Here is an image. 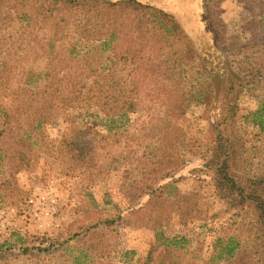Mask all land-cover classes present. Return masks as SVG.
I'll return each mask as SVG.
<instances>
[{
    "label": "rangeland",
    "instance_id": "obj_1",
    "mask_svg": "<svg viewBox=\"0 0 264 264\" xmlns=\"http://www.w3.org/2000/svg\"><path fill=\"white\" fill-rule=\"evenodd\" d=\"M166 1L189 19L195 57L155 44L160 51L147 63L158 74L141 80L134 112L68 110L85 147L72 154L54 148L69 126L64 116L45 128L51 148H7L0 139V264H264L253 210L229 206L212 164V148L224 146L236 180H264V131L253 117L264 110V0ZM12 6L0 0V13L15 11L20 21L26 5ZM66 13H56L58 32L36 30L31 53L40 59L28 64L36 71L45 70L44 51L63 57L76 44L84 55L100 44L66 30ZM117 19L124 30L112 52L141 49L146 62L144 32L138 40L130 21ZM133 67L129 61L128 85ZM83 83L96 86L93 78ZM17 152L26 157L14 173Z\"/></svg>",
    "mask_w": 264,
    "mask_h": 264
},
{
    "label": "trees",
    "instance_id": "obj_2",
    "mask_svg": "<svg viewBox=\"0 0 264 264\" xmlns=\"http://www.w3.org/2000/svg\"><path fill=\"white\" fill-rule=\"evenodd\" d=\"M165 3L168 2L14 0V6L10 9L16 10L20 5H26L20 21L14 17L15 11L0 13V139L9 142L7 148H51L45 139V128L61 116H64L69 126L54 148H67L70 154L76 148H85L78 137L82 131L68 110L78 109L80 112L92 113L95 117H100L102 113L107 118H126L136 110V95L140 93L138 86L141 80L155 78L158 74L147 63L160 51L155 44L181 48L191 59L195 57L194 42L183 26L189 19L185 18V21L180 15L171 12L169 4ZM209 7V3H203L201 10L203 8L208 12ZM63 9L70 15L67 19L65 17L66 30L76 29L86 43L98 41L100 44H88V52L84 55L77 53L76 44L70 46L67 56L63 57H51L44 51L42 62L45 70L36 71L28 65L40 59L38 54L31 53L32 38L37 29L58 32L56 13ZM74 12L82 21L86 20L85 23H75L72 16ZM119 16H125L126 21H130L131 34L135 36L137 32L138 40L141 38L140 33L144 32L142 40L151 54L146 62L145 52L141 49L130 53L127 50L122 54L112 52L116 47L111 45L120 31L124 30L118 25ZM146 36H149L147 40ZM49 44H42L41 48L46 50L45 46ZM125 47L127 49L128 45ZM129 61L134 66L129 72L131 85H128ZM82 66L84 70L81 72ZM89 78L94 79L96 86L88 87L83 83ZM206 87H211L210 81H207ZM199 94H202L201 86ZM209 100L203 97L207 105L210 104ZM253 117L254 123L264 131V110L254 113ZM212 152L216 156L212 162L216 167L215 184L223 194V199L231 208H251L264 236V180H236L231 174L230 156L226 148L218 146L212 148ZM15 154L16 158H11V169L18 173L23 168L26 153ZM86 157L82 156L83 159ZM13 160L21 162L16 165ZM229 254L232 256L231 250Z\"/></svg>",
    "mask_w": 264,
    "mask_h": 264
}]
</instances>
